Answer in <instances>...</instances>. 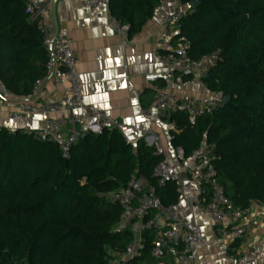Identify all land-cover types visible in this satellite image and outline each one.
Instances as JSON below:
<instances>
[{
    "label": "trees",
    "instance_id": "trees-1",
    "mask_svg": "<svg viewBox=\"0 0 264 264\" xmlns=\"http://www.w3.org/2000/svg\"><path fill=\"white\" fill-rule=\"evenodd\" d=\"M197 1V6H194ZM161 0H110L111 14L139 32ZM189 7L179 20L188 54L199 59L218 49L221 60L204 82L210 92L230 95L212 115L194 124L186 112L172 114L171 144L189 156L214 143L220 183L236 207L264 203V0H181ZM49 59L24 0H0V82L21 100L47 74ZM163 86V83H159ZM162 155L143 140L128 143L104 129L80 137L64 157L53 142L24 130L0 128V264H106L107 247L124 250L129 229L118 230L122 206L106 194L133 174L145 178L166 205H176L175 182L158 184L154 169ZM135 264H156L153 234Z\"/></svg>",
    "mask_w": 264,
    "mask_h": 264
},
{
    "label": "built area",
    "instance_id": "built-area-1",
    "mask_svg": "<svg viewBox=\"0 0 264 264\" xmlns=\"http://www.w3.org/2000/svg\"><path fill=\"white\" fill-rule=\"evenodd\" d=\"M110 0H81L82 11L90 17L100 16V8L106 6V20L109 27L121 35H128L129 25L122 24L109 10ZM30 21L34 22L43 37V45L48 52L47 74L37 80L28 97L11 103L10 118L21 120L32 113L42 111L49 116L38 129H25L34 139L56 143L64 157H69L72 146L82 134H98L102 130H115L124 135L125 124L113 118L105 109L85 103L80 90L79 74L76 70L77 57L71 40L64 30L54 28L49 10L40 0H24ZM189 7L181 0H161L155 13L161 15L160 27L155 41V55L159 67L147 73V82H157L151 103L142 108L143 119L151 124H162L169 131L174 125L168 118L178 112H186L189 122L194 124L202 115H212L224 105L222 92H210L204 82L209 70L221 60L218 49L199 59L188 54L189 41L180 35L179 20L186 15ZM53 71L52 80L56 86L68 83L64 97L55 103L44 104L40 109L28 98L39 94L48 76ZM162 82L163 86L159 83ZM193 87L205 88L206 93L191 92ZM3 90L4 87L1 86ZM134 129H139L135 126ZM128 143L132 141L124 135ZM144 140L155 147L162 159L154 169L158 184L173 181L178 186L180 198L184 197L185 182L195 191V197L188 200L186 209L191 214L208 213L225 247L227 264H264L262 245L237 251L235 245L246 234L247 209L236 207L220 183L216 163L221 156L214 143L203 142L189 156L181 147H172L171 154L165 150L162 140L153 131L144 132ZM133 144V143H132ZM112 203L122 206L118 230L129 229L132 241L124 250L107 247L106 264H135L132 259L141 255L145 247L143 233L153 234L150 255L156 264H196L198 254L208 246L203 227L197 221H188L180 216L175 205H166L156 194V189L145 178L133 174L123 186L106 194ZM264 226V222H263ZM170 256L168 262L166 257Z\"/></svg>",
    "mask_w": 264,
    "mask_h": 264
},
{
    "label": "crops",
    "instance_id": "crops-1",
    "mask_svg": "<svg viewBox=\"0 0 264 264\" xmlns=\"http://www.w3.org/2000/svg\"><path fill=\"white\" fill-rule=\"evenodd\" d=\"M48 7L53 21L55 13L57 27L67 32L77 57L76 70L80 79L81 95L85 103L105 109L126 126L124 135L133 144L144 140L145 131L158 135L165 150L171 154L170 131L162 124H151L142 117V108L151 103L157 82H147L144 75L155 72L158 60L155 55V41L158 35L161 15L155 13L142 29L133 36L121 35L109 27L106 20V6L100 8V16L93 18L81 8V0H40ZM0 82V128L11 131L38 129L49 116L42 111L32 113L28 118H10V104L19 101L17 97L1 88ZM68 88V83L56 86L51 78L46 80L38 95L28 98L40 109L44 104L60 101ZM206 93L205 88L193 87L191 92ZM139 130L136 131L134 127ZM184 197L175 205L180 216L188 221H197L203 227L208 240L207 248L198 254L196 264H227L225 247L208 213L191 215L186 203L195 197L194 188L185 182ZM247 230L244 239L235 245L237 251L262 245L264 260V203L253 201L245 214ZM167 262L170 256L165 259Z\"/></svg>",
    "mask_w": 264,
    "mask_h": 264
},
{
    "label": "water",
    "instance_id": "water-1",
    "mask_svg": "<svg viewBox=\"0 0 264 264\" xmlns=\"http://www.w3.org/2000/svg\"><path fill=\"white\" fill-rule=\"evenodd\" d=\"M55 2H56V0H54V3ZM197 4H198V2L197 1H194L193 5L194 6H197ZM53 21H54V24H55V28L57 30L58 27H57V21H56V17H55L54 11H53ZM52 76H53V71L50 73L49 78H52ZM229 100H230V95H226L225 96V100H224V104H227L229 102ZM84 136H85V134H82L81 137H84Z\"/></svg>",
    "mask_w": 264,
    "mask_h": 264
}]
</instances>
